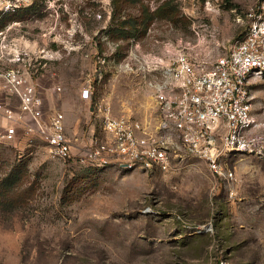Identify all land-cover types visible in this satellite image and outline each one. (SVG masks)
I'll list each match as a JSON object with an SVG mask.
<instances>
[{
  "label": "rangeland",
  "instance_id": "1",
  "mask_svg": "<svg viewBox=\"0 0 264 264\" xmlns=\"http://www.w3.org/2000/svg\"><path fill=\"white\" fill-rule=\"evenodd\" d=\"M27 2L0 20V56L4 44L46 56L35 62L34 83L46 116L63 112L78 147L63 160L38 134L30 143L22 127L2 139L10 123L0 113V264H264L263 158L234 153L236 184L215 177L176 135L168 170L77 160L102 135L100 103L154 132L153 84L163 69L182 53L211 66L264 0ZM253 93L252 113L263 122L264 76Z\"/></svg>",
  "mask_w": 264,
  "mask_h": 264
},
{
  "label": "built area",
  "instance_id": "2",
  "mask_svg": "<svg viewBox=\"0 0 264 264\" xmlns=\"http://www.w3.org/2000/svg\"><path fill=\"white\" fill-rule=\"evenodd\" d=\"M30 5L27 0H0V20ZM247 17L243 36L211 66L182 53L163 69L161 79L153 84L159 111L154 132L140 121L114 115L110 106L100 103L102 135L78 154V162L98 169L168 170L176 135L189 152L206 161L215 177L236 184L238 174L229 163L234 153L264 159V121L252 113L253 83L264 76V2L251 6ZM2 49L6 53L0 59L10 66L0 67V89L20 100L19 111L0 100V111L10 123L2 139H13L18 123H23L30 143L38 134L52 157L67 160L76 155L78 146L68 134L65 114L45 116L44 99L31 72L41 56L34 59L18 44H4ZM90 96V89H84L82 97ZM220 264L234 263L222 260Z\"/></svg>",
  "mask_w": 264,
  "mask_h": 264
},
{
  "label": "crops",
  "instance_id": "3",
  "mask_svg": "<svg viewBox=\"0 0 264 264\" xmlns=\"http://www.w3.org/2000/svg\"><path fill=\"white\" fill-rule=\"evenodd\" d=\"M15 66V65H14ZM35 80H37V82L39 81V79L38 78H36ZM38 84V83H37ZM37 89H38V92L42 95V86H37ZM0 100H4V101H6V104L8 105V106H11L12 105V103L15 101V100H17L19 103H18V108H14L15 110H18L19 111V105H20V100H19V98L16 96V95H10V94H8L7 92H5V91H1L0 90ZM2 111H0V113H1ZM52 114V113H51ZM50 114V115H51ZM45 116H46V113H45ZM46 117H48V116H46ZM18 127H22L23 128V123H18Z\"/></svg>",
  "mask_w": 264,
  "mask_h": 264
},
{
  "label": "trees",
  "instance_id": "4",
  "mask_svg": "<svg viewBox=\"0 0 264 264\" xmlns=\"http://www.w3.org/2000/svg\"><path fill=\"white\" fill-rule=\"evenodd\" d=\"M132 1H138V0H132ZM15 15V14H14Z\"/></svg>",
  "mask_w": 264,
  "mask_h": 264
}]
</instances>
